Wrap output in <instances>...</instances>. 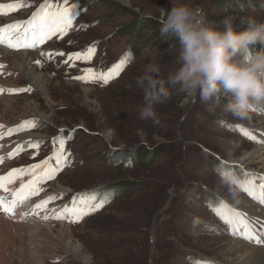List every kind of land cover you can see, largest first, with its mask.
Wrapping results in <instances>:
<instances>
[{
  "label": "rangeland",
  "instance_id": "1",
  "mask_svg": "<svg viewBox=\"0 0 264 264\" xmlns=\"http://www.w3.org/2000/svg\"><path fill=\"white\" fill-rule=\"evenodd\" d=\"M16 2L25 6L0 15V27L27 26L46 3L69 7L75 18L65 35L29 49L36 61L27 65L28 71L13 64L22 61L21 55L5 60L3 53L24 50L10 51L0 44V177L45 160L59 169L37 185L38 195L24 202L30 203L31 218L18 222L32 227L43 222L52 238L40 239L31 227L9 232L1 225L0 250L8 248L6 264H37L40 256L45 264H246L237 260L239 255L229 256L230 244L245 242L264 249V244L233 236L206 204L222 200L244 215L246 201L257 205L214 168H231L239 181L245 180V173L264 176V162L253 157L264 144V104L239 119L226 111L227 99L210 111L198 97L193 103L173 89L171 98L156 106L155 123L139 118L143 92L136 85L149 63L158 64L165 77L179 67L177 41L160 34L161 21L173 4L202 6L213 21L231 15L239 25L242 17L264 22V0H0ZM90 47L95 53L89 62L68 60ZM121 60L126 61L122 71L106 85L76 78L87 68L107 72ZM33 76L39 77L40 87L28 80ZM21 89L28 90L10 92ZM61 139L66 141L62 166L55 160ZM8 149L20 151L8 156ZM17 178L22 183L32 179L27 174ZM81 198L104 201L103 207L77 221L63 210L74 200L79 206ZM46 200L43 208H35ZM58 214L63 223L55 220ZM62 231L70 240L57 238Z\"/></svg>",
  "mask_w": 264,
  "mask_h": 264
},
{
  "label": "clouds",
  "instance_id": "2",
  "mask_svg": "<svg viewBox=\"0 0 264 264\" xmlns=\"http://www.w3.org/2000/svg\"><path fill=\"white\" fill-rule=\"evenodd\" d=\"M160 34L177 41L179 67L165 77L158 64L149 63L136 78L143 92L140 119L159 123L156 106L167 102L173 89L193 103L198 97L210 111L227 99L226 111L239 119L264 104V22L242 17L237 25L231 15L213 21L204 7L180 3L166 12Z\"/></svg>",
  "mask_w": 264,
  "mask_h": 264
},
{
  "label": "snow or ice",
  "instance_id": "3",
  "mask_svg": "<svg viewBox=\"0 0 264 264\" xmlns=\"http://www.w3.org/2000/svg\"><path fill=\"white\" fill-rule=\"evenodd\" d=\"M24 6L25 5L20 2L0 4V15H8L10 12L18 10ZM74 18V12L69 7H61L59 4L46 3L42 5L40 11L35 13L31 20L27 22V26L20 23H14L6 27H0V44H6L10 48H35L37 45L43 44L46 40L57 34L61 37L65 35L70 29H72ZM94 53L95 47H90L82 53H74L70 55L68 60L89 62ZM125 63V60H121L120 63L114 65L107 72H96L92 68H87L83 70L85 75L76 78L85 82H95L96 80H100L106 85L111 79L119 75ZM3 67V65H0V70H2ZM26 90L28 89L10 90V92ZM0 91L3 90L0 89ZM32 124L34 125V122H32ZM240 131L245 137L253 140L255 139V137L248 131L244 129H240ZM9 134H11V130H9ZM0 138H2V136H0ZM65 143L66 141L64 139L59 141V148L55 155V160L60 166L63 165L64 160L66 159V156L64 155ZM0 162H3L2 157H0ZM48 164V160H45L43 161V165L35 164L28 169H14L9 172L7 176L0 177V190L4 192L9 191L7 185L13 183L17 177L25 174L32 177L28 183H22L19 190L12 192L13 199L10 201H5L3 198H0V209L5 213L14 214V210L17 206L22 205L32 196L38 195L40 189L37 185L53 178L54 174L59 170L58 168L48 166ZM214 170L217 175L221 176V178L230 180L231 183L236 184L240 190L245 192L253 200L264 205V178H258L254 174L245 173V180L239 181L233 178V170L222 164L216 165ZM257 179L261 180L259 184L256 183ZM91 199L92 198H81L79 206L74 200L73 206L71 208H65L63 211L65 213H70L71 216L78 221L83 218V216L103 207L104 201H101L100 203H92L90 202ZM48 203L49 201L47 200L42 204L38 203L35 205V208L41 209ZM206 204L218 219L227 226L226 230L230 231L233 236L243 237L256 244H264V231L257 232L253 227V223L250 222L249 218L243 213L222 200L206 201ZM52 211L55 210L53 209ZM47 218L48 217L45 216V219ZM57 218L61 217L57 216ZM194 264H211V261L195 260Z\"/></svg>",
  "mask_w": 264,
  "mask_h": 264
},
{
  "label": "bare ground",
  "instance_id": "4",
  "mask_svg": "<svg viewBox=\"0 0 264 264\" xmlns=\"http://www.w3.org/2000/svg\"><path fill=\"white\" fill-rule=\"evenodd\" d=\"M18 49H20V50H24V52H26V53H9V52H3L6 56V59L5 60H11V57H16V55H21L23 58H22V61L21 62H19V61H17V62H13V64H15L16 66H15V68L16 69H19V70H26L27 68H28V64H32L34 61H36L35 60V53H30L29 51L30 50H26V49H24L23 47H21V48H18ZM10 51H13L12 49H9ZM14 50H16V48L14 49ZM3 56V55H2ZM20 56V57H21ZM26 71H28V70H26ZM30 72H31V70H30ZM29 72V73H30ZM28 74V73H27ZM25 75V74H24ZM27 77V76H26ZM28 78V77H27ZM30 78V77H29ZM32 79V80H31ZM31 79H28V80H30L31 82H33V84L34 83H36V88H38V87H40V85H41V82H39L40 81V79H39V77L38 76H33V77H31ZM34 79V80H33ZM32 84V85H33ZM38 86V87H37ZM46 87H47V85H46ZM48 88V87H47ZM43 91H45V90H43ZM46 91H47V89H46ZM86 91L88 92L89 91V89H86ZM46 96V95H45ZM14 102V101H13ZM10 104V103H9ZM34 110H37V107H36V109H34ZM32 112V111H31ZM37 112V111H36ZM35 113V112H34ZM21 116V115H20ZM28 116V115H27ZM36 115H34V116H32L31 118L33 119L34 117H35ZM0 118H1V116H0ZM22 118H28V117H22ZM24 119H19V121H23ZM30 121V120H29ZM23 140H25V139H23ZM20 141H21V139H20ZM263 142H264V139H263ZM19 145H21V144H19ZM11 151H13V153H11ZM260 151H262L259 155H257V152L258 151H254L253 152V157H255L254 159H260L259 160V162H264V144L262 145V147H261V149H260ZM1 152V151H0ZM17 151H14V150H7L6 151V153H7V155L8 156H11L12 154H15ZM253 157H251V158H253ZM251 158H250V160H251ZM262 178H264V176H262ZM261 182V181H260ZM14 183H18L19 184V186L18 187H20L21 186V184H22V182H21V180L19 181V179L18 178H16L15 179V181H14ZM10 185V184H9ZM9 185H7V187L9 188V191L8 192H4V191H2V190H0V198H3V199H5V196L7 195V193H9V192H13L14 191V189L16 188V187H9ZM256 203H257V201H256ZM30 204V203H29ZM29 204H27L26 206H23V208H21L20 209V211H19V213L16 215V217L15 218H7L6 216H4V215H2V216H0V226L1 225H3V226H7V230L9 231V232H12V231H14V232H16V230H19V229H23V231L26 229V228H30L31 227V231H33L34 233H35V235L36 236H38L40 239H46V240H50V238H52L51 237V235H52V232H50V230L46 227V226H44V223L42 222L41 224L42 225H36L35 227H32V225H25V224H18V222H20L19 221V218H21V217H26L27 216V214L28 213H30L31 211H32V208L31 207H27V206H29ZM242 209H244L245 210V215L246 216H248L247 215V213L249 212V216H251L250 218H252V220H255V221H253V225H255L256 224V222H264V209H261V207H259V203H257V205L255 206V205H253V203L252 202H250V201H246L245 202V205L242 207ZM57 216H60L61 217V214H58V215H56L55 216V220H57V221H59V223H63V221L61 220V218H57ZM249 216H248V218H249ZM2 217V218H1ZM39 217H40V219L41 220H43V218H42V215L41 214H39ZM4 219H8V220H4ZM9 219H11V220H9ZM38 219V218H37ZM39 219V220H40ZM26 221H27V219H25ZM45 224H47L46 222H45ZM262 224V223H261ZM50 225V224H49ZM62 226H64V225H62ZM2 227V226H1ZM254 227V226H253ZM264 228V225L262 224L261 226L260 225H258V226H255L254 227V229L256 230V231H259V230H262ZM6 229V228H5ZM6 230V232H8ZM5 231V230H4ZM26 231V230H25ZM24 231V232H25ZM67 231V230H66ZM1 233V232H0ZM2 233H4V232H2ZM9 234V233H8ZM12 234V233H11ZM3 235H5L6 236V234L4 233ZM2 235V236H3ZM56 236H54V238H55ZM57 238L58 239H61L62 241H66V240H68V238H69V240H70V237H66V233L65 232H60L58 235H57ZM8 239V238H7ZM44 240H42V241H44ZM42 241H40V243L42 242ZM9 242V241H8ZM232 242V241H231ZM230 242V243H231ZM39 243V242H38ZM43 243V242H42ZM4 245V244H3ZM229 245V244H228ZM231 246H230V254H229V256H232V257H236L237 255H239V257H238V259L237 260H241L240 262H244V263H246V264H264V249H262V248H253V247H250L247 243H245V242H237V241H234L232 244H230ZM2 247V246H1ZM8 247V246H7ZM39 248H41V247H39ZM44 247H42L41 249H43ZM229 249V248H228ZM7 250H8V248H6L5 247V249L2 247L1 248V250H0V254H3L2 256L0 255V264H6L7 262L5 261V259L6 258H4V255L7 253ZM26 251V250H25ZM37 251H38V249H37ZM2 252V253H1ZM235 255V256H234ZM6 257V256H5ZM27 257V256H26ZM39 258V260H38V262L36 261V263L37 264H45V261L42 259V257L40 256V257H38ZM231 258V257H230ZM234 260V259H233ZM235 262V261H234ZM236 264V263H235ZM242 264V263H241Z\"/></svg>",
  "mask_w": 264,
  "mask_h": 264
},
{
  "label": "trees",
  "instance_id": "5",
  "mask_svg": "<svg viewBox=\"0 0 264 264\" xmlns=\"http://www.w3.org/2000/svg\"><path fill=\"white\" fill-rule=\"evenodd\" d=\"M221 5V4H220ZM258 6L260 7V3H258ZM261 8V7H260ZM264 9V8H263ZM149 155V154H148Z\"/></svg>",
  "mask_w": 264,
  "mask_h": 264
}]
</instances>
